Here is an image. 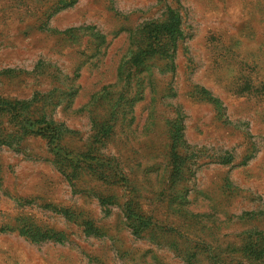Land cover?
I'll use <instances>...</instances> for the list:
<instances>
[{
	"label": "rangeland",
	"instance_id": "1",
	"mask_svg": "<svg viewBox=\"0 0 264 264\" xmlns=\"http://www.w3.org/2000/svg\"><path fill=\"white\" fill-rule=\"evenodd\" d=\"M0 264H264V0H0Z\"/></svg>",
	"mask_w": 264,
	"mask_h": 264
},
{
	"label": "trees",
	"instance_id": "2",
	"mask_svg": "<svg viewBox=\"0 0 264 264\" xmlns=\"http://www.w3.org/2000/svg\"><path fill=\"white\" fill-rule=\"evenodd\" d=\"M179 24L180 20L176 15L171 16L167 22L160 25L159 27H156L157 29H161L162 31H165V33L172 37L173 35H177L179 32ZM148 32V31H147ZM147 49H151V46H147ZM153 51V50H148ZM138 67V66H136Z\"/></svg>",
	"mask_w": 264,
	"mask_h": 264
}]
</instances>
